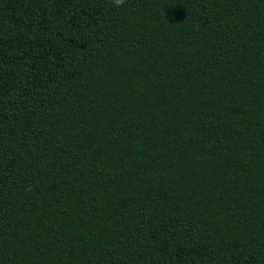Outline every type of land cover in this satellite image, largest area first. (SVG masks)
Wrapping results in <instances>:
<instances>
[{
  "label": "trees",
  "instance_id": "1",
  "mask_svg": "<svg viewBox=\"0 0 264 264\" xmlns=\"http://www.w3.org/2000/svg\"><path fill=\"white\" fill-rule=\"evenodd\" d=\"M0 264H264V0H0Z\"/></svg>",
  "mask_w": 264,
  "mask_h": 264
},
{
  "label": "clouds",
  "instance_id": "2",
  "mask_svg": "<svg viewBox=\"0 0 264 264\" xmlns=\"http://www.w3.org/2000/svg\"><path fill=\"white\" fill-rule=\"evenodd\" d=\"M110 4L113 7H122L125 4V0H110Z\"/></svg>",
  "mask_w": 264,
  "mask_h": 264
}]
</instances>
